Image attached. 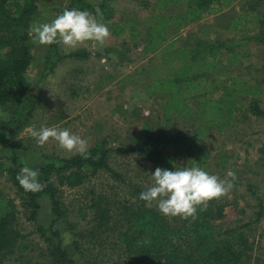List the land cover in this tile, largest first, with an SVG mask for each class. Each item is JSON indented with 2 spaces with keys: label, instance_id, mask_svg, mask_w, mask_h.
<instances>
[{
  "label": "rangeland",
  "instance_id": "rangeland-1",
  "mask_svg": "<svg viewBox=\"0 0 264 264\" xmlns=\"http://www.w3.org/2000/svg\"><path fill=\"white\" fill-rule=\"evenodd\" d=\"M156 1L152 0L154 5ZM170 1L161 0L166 4ZM201 1L172 0L173 10L168 13L181 15L182 20L187 18L193 24L177 35L184 23L176 19L172 26L176 35L160 46L156 41L152 57L145 54L147 49L143 50L137 37H131L132 10L139 9L136 6L141 0L39 1L35 21L40 23L51 22L65 9L83 11L81 3L97 7L104 2L103 21L110 32L114 28L120 33L115 36L111 32L103 47L86 42L65 50L63 45L31 43L32 65L26 72L29 100L19 113L15 112L19 108L0 106L1 138L11 144L12 153L15 149L19 167L39 170L43 188L42 168L52 165L58 169L60 160L77 153L61 150L51 140L38 146L29 133L33 126L66 128L86 139L89 149L104 141L109 149L108 166L118 176L100 170L81 186L69 188L60 183L58 174L51 173L49 184L62 216L55 221L50 198L43 195L36 202V218L29 220V210L7 180L6 172L12 167H6L5 158L11 163L13 154L1 153L0 194L15 203L18 236L12 246L2 252L0 249V264H62L52 255L57 242L75 264H169L171 258L155 254L146 235L132 236L135 221L148 212L167 231H185V239L193 236L181 227L187 220L162 215L155 203L147 206L135 192L152 185L150 174L156 169L133 150L145 127L150 132L161 130L166 137L198 133V144L204 147L201 168L225 180L231 179L227 176L230 170L235 172L237 179L230 194L210 203V208L219 205L223 216L209 224L215 239L228 238L225 233L229 230L235 231L234 239L241 235L248 246L241 249V264H264V215L256 221L264 205V26L249 32L253 17L264 21V0H231L225 7L215 3L214 13L205 17V12H200L201 19L195 20L196 5ZM249 6L254 12L247 11ZM145 13L151 15L148 10ZM140 28L142 31L143 25ZM74 52L85 56H66ZM191 56L192 64L186 63ZM98 61L107 63L112 71H98ZM182 69L189 73L181 80L178 73ZM113 75L117 84L111 88V99L106 100L99 96L101 89L95 82ZM256 91L255 97L245 94ZM222 93L231 94L233 108L228 113L227 102L219 105L229 116L220 122L208 113L205 101ZM252 101H257L263 111L261 117L245 111ZM158 147L172 150L170 146ZM190 164L178 156L173 170ZM189 244L182 242L181 249L189 251Z\"/></svg>",
  "mask_w": 264,
  "mask_h": 264
},
{
  "label": "trees",
  "instance_id": "trees-1",
  "mask_svg": "<svg viewBox=\"0 0 264 264\" xmlns=\"http://www.w3.org/2000/svg\"><path fill=\"white\" fill-rule=\"evenodd\" d=\"M40 0H0V106L19 108L16 113L23 111L28 103L29 98L26 92L29 88V83L26 79V72L32 65L31 40L28 35L29 26L35 21L38 15V3ZM231 0H202L197 4L195 20H200V12H205L206 15H211L216 11L214 5L226 6ZM81 9L95 13L99 8L104 14V2H101L97 7L90 3H81ZM254 7L249 6L247 11L254 12ZM245 18V17H244ZM177 20H182L178 17ZM184 20V19H183ZM253 27L249 32L261 30L264 26V21L253 17L250 22ZM114 35H118V30L111 28ZM120 32V31H119ZM54 48V46H52ZM186 48V47H184ZM187 51V50H186ZM189 52V51H187ZM213 51H211L212 53ZM85 56L83 52H74L67 55L70 58ZM185 59L186 63L191 62L192 56ZM186 72V73H184ZM189 70L179 71L180 79L182 76L187 77ZM182 80V79H181ZM185 81V80H183ZM189 82L186 84L188 85ZM247 88H251L245 83ZM256 92H247L253 97ZM228 97V99H227ZM208 104V113L214 119L223 122L229 118L228 113L231 112L232 97L230 93H222L217 99L205 101ZM228 103V110L224 111L219 106ZM184 107V106H182ZM32 108V107H31ZM246 112H251L256 117H261L263 111L259 108L257 101H252L249 106L244 107ZM217 112L216 115L213 112ZM195 135L181 136L179 133H174L166 137L161 131L150 132L148 130L141 131L137 137V142L133 146V150L144 159L152 162L156 168L173 170L174 163L178 156H184L191 162L200 167L203 165L204 156L202 154L204 147L198 144V137ZM153 141V143H152ZM104 141L89 149L90 158L83 159L79 154L59 161L61 167L55 169L52 165H47L42 168L43 181L45 187L40 192L32 193L25 192L16 180L21 167L17 165V157L13 154L11 163L12 168H8V181L11 186L16 189L17 194L23 201V206L29 210L28 219L32 220L37 216V200L46 195L51 201V211L57 221L62 216L59 201L55 198L49 184L48 175L56 173L59 176L60 183L69 188L81 186L88 178L96 175L100 170H105L114 173L107 163L109 149L104 147ZM170 146L172 150L164 151L158 146ZM197 148V149H196ZM196 150V151H194ZM140 195L141 189L136 190ZM215 201V200H214ZM211 203V202H210ZM210 203L206 211L199 212L198 219L194 223L186 221L181 227H185L193 236L188 239L183 238L184 232L179 230L177 233H171L163 228L153 217L151 212L147 213L144 218L137 219L133 225L132 236L146 235V242L153 246L152 250L155 254L171 258L169 264H241V258L244 253L242 248L248 247L247 243H243V239L239 234L237 239H234V230L226 231L225 234L230 235L226 239H215L212 233V227L209 224L210 220H219L222 218V209L219 205L210 208ZM15 203L8 197L0 194V249L1 252L13 245L18 236L17 230L14 228L16 220ZM264 215V205L257 214L256 221ZM134 222V221H133ZM55 222H53L54 224ZM14 232V234H13ZM57 235V234H56ZM189 241L187 246L189 251H183L182 242ZM175 244V245H174ZM52 255L59 257L62 264H75L68 260L66 252L61 249L60 242L52 252Z\"/></svg>",
  "mask_w": 264,
  "mask_h": 264
},
{
  "label": "clouds",
  "instance_id": "clouds-1",
  "mask_svg": "<svg viewBox=\"0 0 264 264\" xmlns=\"http://www.w3.org/2000/svg\"><path fill=\"white\" fill-rule=\"evenodd\" d=\"M28 35L31 43L39 46L63 45L65 50L75 49L86 42L93 47H103L110 38V29L103 21L99 8L95 13L87 10L65 9L51 22L30 24ZM30 136L38 146L54 141L61 150L77 153L83 159L90 158L88 141L80 135L58 126H35L29 129ZM175 170L157 167L150 174L153 181L139 195L147 206L156 204L158 211L166 217H179L194 223L199 212L206 211L211 201L219 200L230 194L237 179L235 172L229 171L230 180L221 179L205 171L198 164L174 167ZM39 170L24 166L16 180L25 192H40L43 185L39 182Z\"/></svg>",
  "mask_w": 264,
  "mask_h": 264
},
{
  "label": "crops",
  "instance_id": "crops-1",
  "mask_svg": "<svg viewBox=\"0 0 264 264\" xmlns=\"http://www.w3.org/2000/svg\"><path fill=\"white\" fill-rule=\"evenodd\" d=\"M136 1H140V0H136ZM165 1H167V0H165ZM148 2L149 3H146L144 0H141V3H139L136 6L139 9H137V10L133 9L132 10L133 14L131 16H133V15L134 16L131 19V23L134 24V28H133V31L131 33V37H133V38L137 37L139 39V41H138L139 45L142 44L143 50L146 51V49H147L145 54L150 55L152 57L154 55L153 49L156 48V46L154 44L156 41H157L156 45L160 46V45H162V43L164 41H166V40H168L171 37L176 35V34L175 35L172 34V32L174 30H176V28L173 29L172 26L174 24V21L178 17H180L181 15H178L177 17H173V16H171V14L168 13V12H171V10H173L172 0L168 4L161 2V0H157L155 5L152 2V0H148ZM147 10L149 11V14H151L150 16H148L147 13H145V11H147ZM141 11H143L144 14ZM206 16L207 15L205 14V17ZM128 20H130V19H128ZM182 21L184 23V26L181 27L180 29H178V31L176 32L177 35L179 34V32L182 31V29L193 24V22H191V20H189L187 18L185 20H182ZM170 23H172V24L170 25ZM141 25H143V27H144V29L142 31H140ZM161 25H163L162 29H161ZM119 33L120 32H118V35H119ZM182 35H183V33H182ZM115 36H117V35H115ZM148 43H149V48H148ZM176 49L177 48H175L174 50H176ZM131 53H133V52H131ZM103 55H105V54H103ZM103 55H101V56L104 58L105 56H103ZM101 56H100V58H101ZM68 58H70V57H68ZM78 62H80V61H78ZM103 64L99 63V61H98V68H99V69H97L98 71L102 70V68H104L105 70H111V68L107 65V63L104 65ZM109 77L110 78L107 80H99V81L95 82V84L97 86H99V88L101 89L100 91H98L99 96L102 98L106 97L107 98L106 100L111 99L109 97V95H111V88H112L113 84H115V83L117 84V81H116L114 75L112 77L111 76H109ZM107 88L109 90H107ZM144 130H148V129L145 127L141 131H144ZM2 132H3V134H5L7 132L6 128L5 129L3 128ZM3 140L4 139L1 138V126H0V157H1V153H2V156H4V155L6 156L8 153L16 155L14 148H13L14 149L13 153L11 152V150H12L11 144H9L8 142H4ZM6 152H8V153H6ZM5 163L7 164L6 165L7 168L12 167L11 163L6 161V158H5Z\"/></svg>",
  "mask_w": 264,
  "mask_h": 264
}]
</instances>
